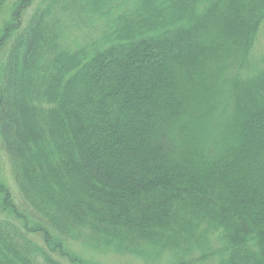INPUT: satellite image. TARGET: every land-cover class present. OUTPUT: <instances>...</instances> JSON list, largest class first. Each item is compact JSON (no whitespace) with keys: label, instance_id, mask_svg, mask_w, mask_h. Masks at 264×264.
I'll list each match as a JSON object with an SVG mask.
<instances>
[{"label":"trees","instance_id":"trees-1","mask_svg":"<svg viewBox=\"0 0 264 264\" xmlns=\"http://www.w3.org/2000/svg\"><path fill=\"white\" fill-rule=\"evenodd\" d=\"M10 1L0 264H264V0Z\"/></svg>","mask_w":264,"mask_h":264},{"label":"rangeland","instance_id":"rangeland-1","mask_svg":"<svg viewBox=\"0 0 264 264\" xmlns=\"http://www.w3.org/2000/svg\"><path fill=\"white\" fill-rule=\"evenodd\" d=\"M40 1L43 0H36L32 3L30 6V10H35L38 5L40 4ZM13 1H10L7 4L8 13L6 12L3 17H0V22L4 20V18H7L9 15V8L12 5ZM76 36L82 37L83 35H89L91 32L87 30L86 28H76ZM260 34L258 37V43L256 45L254 52L255 59L260 60L264 56V24L262 25L260 29ZM253 57V55H252ZM254 60V59H253ZM255 62V61H254ZM257 63V62H255ZM0 183H3L5 186H7L12 193V197H14L15 202L19 207L23 206V200L19 195L18 186L15 183L14 175H12V168L11 164L9 162V159L4 153L2 149V144L0 142ZM0 212V217H1ZM69 246L72 251H75L77 254L82 255L83 257L89 259V261H96L98 264H143L141 259L134 258L130 255H125L124 257H119L112 251L104 252L103 254H99L93 250H89L87 247L80 244H72L70 243ZM68 246V247H69ZM109 252V253H108Z\"/></svg>","mask_w":264,"mask_h":264}]
</instances>
